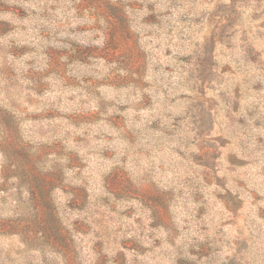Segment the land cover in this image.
<instances>
[{"label": "rangeland", "instance_id": "obj_1", "mask_svg": "<svg viewBox=\"0 0 264 264\" xmlns=\"http://www.w3.org/2000/svg\"><path fill=\"white\" fill-rule=\"evenodd\" d=\"M0 264H264V0H0Z\"/></svg>", "mask_w": 264, "mask_h": 264}]
</instances>
